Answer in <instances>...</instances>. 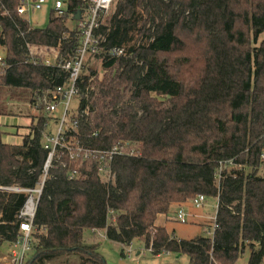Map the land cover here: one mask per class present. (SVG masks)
<instances>
[{
    "label": "trees",
    "instance_id": "1",
    "mask_svg": "<svg viewBox=\"0 0 264 264\" xmlns=\"http://www.w3.org/2000/svg\"><path fill=\"white\" fill-rule=\"evenodd\" d=\"M19 4L0 0L9 12L0 16V53L12 64L0 76V93L22 92L30 111H44L39 99L68 73L29 63L26 44L55 49L66 60L77 54L80 37L73 22L54 15L47 29L30 30L17 15ZM99 34L107 39L105 50L124 48L127 55L103 53L88 65L77 131L66 137L86 149L117 148L114 180L102 181L100 155L56 160L24 264H108L98 244L84 242L86 230L104 231L124 247L141 241L153 256L186 255L190 264H238L247 248V264H262L264 178L257 167L264 147V0H121ZM6 112L0 103V117ZM46 115L29 116L30 133L20 144L4 142L0 125V188L40 183L48 157L40 136L50 127ZM230 161L219 180L221 164ZM73 170L80 174L70 179ZM199 196L218 201L212 237L179 239L157 225L172 205ZM27 199L0 190V252L18 241Z\"/></svg>",
    "mask_w": 264,
    "mask_h": 264
},
{
    "label": "built area",
    "instance_id": "2",
    "mask_svg": "<svg viewBox=\"0 0 264 264\" xmlns=\"http://www.w3.org/2000/svg\"><path fill=\"white\" fill-rule=\"evenodd\" d=\"M120 1L121 0H20V4L17 8V15L28 25L30 30L38 28L33 27L27 17H30V15L36 11L42 10L46 4L51 2L52 9L50 11V20L51 16L54 15L58 19L73 22V29L80 37V46L74 57L65 60L63 57H60L59 52L55 49H50L48 47L42 48L30 43L26 44L29 63L41 64L44 66H57L68 73V77L63 85L57 87L56 90L48 91L39 99L40 104L44 106V113L50 116V127L52 125L56 128L55 133L47 130L40 135L43 147L48 152L44 174L41 177L40 183L35 189L17 187L0 188V190L26 193L28 195V199L19 215L21 220L19 223L21 235L11 250V257L14 259V264H24L25 256L30 251L34 218L48 173L50 169L54 167L53 163L56 160H61L66 154H69L71 161H76L81 157L83 160H87L92 155H100L102 164L108 161L111 169L113 156L118 153L117 148L110 152L86 149L78 143H72L73 137L67 138L66 134L71 131H77L76 127L78 122L77 118H74L72 111H74L75 99L82 96L81 85L85 82L83 75L88 65L96 63L97 57L103 53L111 58L125 57L127 55L124 48H115L109 51L105 50L103 44L106 43V37L102 34L97 35L98 30L106 25L107 18L115 13V9ZM7 15H9V12L4 7H0V16L6 17ZM77 15H79V18H76ZM0 32H2L1 25ZM20 35L23 37V33ZM11 68L12 64L7 60L6 51H2L0 53V76L5 75ZM80 105L81 100L77 114L80 112ZM69 127L71 128L69 129ZM102 164L100 172L102 170ZM225 164L226 166L221 164L217 174L219 180L221 179L223 170L233 166V161ZM257 173L258 176L264 178V147L259 156ZM79 174L78 170L69 171V178L74 179L78 177ZM206 201L207 198L205 196H199L191 202L196 208H202ZM216 208L217 217L218 206ZM186 217L187 214L184 209H179L178 219L182 223H185ZM215 229L216 224L214 226V231Z\"/></svg>",
    "mask_w": 264,
    "mask_h": 264
},
{
    "label": "rangeland",
    "instance_id": "3",
    "mask_svg": "<svg viewBox=\"0 0 264 264\" xmlns=\"http://www.w3.org/2000/svg\"><path fill=\"white\" fill-rule=\"evenodd\" d=\"M52 9V3L46 4L42 10L34 12L30 17H27L32 26L38 29H47L50 23V11ZM116 10V9H115ZM264 39V35L260 40ZM97 72L104 76L106 71L97 65ZM101 76V77H102ZM96 76L91 79L94 80ZM27 96L19 91H4L0 93V103L10 111L6 112L5 116L0 117V125L4 131L3 141L9 144H20L25 135L30 133V124L33 117H48L44 111L34 110L30 111ZM82 96L75 99L74 102V118H78L80 114H77V110L80 104ZM45 110V109H44ZM71 127H69L70 129ZM53 133L56 132V128L51 125L48 128ZM128 153H134L133 149H125ZM100 176L103 182L108 183L114 180L113 172L109 167V162L105 161L102 164V170ZM216 205L217 199L207 198L202 208H196L191 201L185 204H174L171 206L167 215L160 216L157 220L158 226H164L168 232L179 239H193L197 236H213L215 217H216ZM178 206H184L187 210L193 214V216L186 217V222L182 223L178 219ZM181 209V208H180ZM185 211V210H184ZM187 214V212L185 211ZM198 215V216H196ZM86 244L95 245L98 244V251L108 264H190L189 257L186 255H176L164 253L160 256H153L150 251L147 250L145 244L141 241H134L130 247H124L121 244L110 242L106 238L97 237L92 239V235L89 230L85 231ZM84 235V236H85ZM12 247H8L7 244L2 248L0 252V264H14V259L11 257ZM124 250V257L122 252ZM141 252L140 255L137 253ZM251 250L247 248L245 255L239 260L238 264H247L250 258ZM50 264H61V262H54ZM264 264V261L263 263Z\"/></svg>",
    "mask_w": 264,
    "mask_h": 264
},
{
    "label": "crops",
    "instance_id": "4",
    "mask_svg": "<svg viewBox=\"0 0 264 264\" xmlns=\"http://www.w3.org/2000/svg\"><path fill=\"white\" fill-rule=\"evenodd\" d=\"M218 206V201H217V205H216V207ZM179 207V209L180 208H183L186 212H187V217H189V216H193V214L192 213H190L188 210H187V208H184V206H178ZM217 209V208H216ZM196 216H198V215H196ZM87 231V230H86ZM89 233L92 235V239H96L97 237H103V238H106V235H105V232L104 231H90L89 230ZM84 235H85V233H84ZM107 239V238H106ZM84 242H86V235L84 236ZM96 245V244H95ZM149 251V250H148ZM138 255H140L141 254V252H138L137 253ZM168 254H170V253H168ZM158 257V256H157Z\"/></svg>",
    "mask_w": 264,
    "mask_h": 264
},
{
    "label": "water",
    "instance_id": "5",
    "mask_svg": "<svg viewBox=\"0 0 264 264\" xmlns=\"http://www.w3.org/2000/svg\"><path fill=\"white\" fill-rule=\"evenodd\" d=\"M76 18H79V15H77V17Z\"/></svg>",
    "mask_w": 264,
    "mask_h": 264
}]
</instances>
